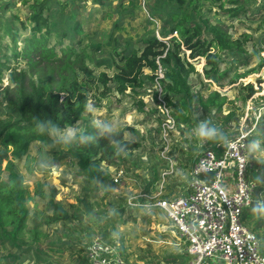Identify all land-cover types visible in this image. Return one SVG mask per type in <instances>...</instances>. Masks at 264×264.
<instances>
[{
    "label": "trees",
    "instance_id": "16d2710c",
    "mask_svg": "<svg viewBox=\"0 0 264 264\" xmlns=\"http://www.w3.org/2000/svg\"><path fill=\"white\" fill-rule=\"evenodd\" d=\"M75 1L33 0L27 23L17 17H10L0 24V89L6 74L9 81L8 86L0 91V247L8 245L19 248L26 243L23 234L30 218V209L25 180L16 169V161L28 157L33 143L48 141L52 133L72 127L81 120L87 111L89 93L95 84L105 90L101 92L102 97H106L109 84L115 85L119 93L128 89L139 93L137 90L146 89L148 84L155 87L160 66L164 74L159 79L163 89L162 97L172 108L182 137L173 146V150L179 153L185 165L187 161L192 162L200 152V136L187 137L192 127L197 125L194 102H197L199 111L221 114L227 101L226 96L218 90H210L207 96L196 94L190 82L191 75H198L199 83L210 89L211 83L222 88L228 76V71L221 68L222 57H241L240 39H233L219 19L212 23L209 18L206 4H220L219 9L222 10L221 3L224 0H153L148 21L154 24L150 18L155 19L157 16L163 22L159 37L156 32H151L136 41L121 42L113 39L109 45L112 47L115 72L111 76L105 72L95 75L89 66L91 54L83 30V9L73 5ZM93 1L104 4V0ZM120 1L131 4L136 0ZM250 1L228 0L230 7L224 10L223 15L231 21L240 18L255 20V15L264 12V6L251 11ZM3 6L8 10L14 4L5 2ZM62 13L72 23L71 34L54 28V16L59 17ZM262 22L264 24V20ZM18 26L24 31L29 29V34H20ZM69 35L74 42L64 46L63 41ZM55 36L57 42L51 45V39ZM5 39L13 46L11 52L9 44L2 46L1 41ZM18 43L21 44L20 48ZM259 45L263 47L264 44L260 42ZM200 59L205 60L202 73L196 70L194 64V61ZM19 60L24 61V65ZM11 61H15L16 66ZM263 61L260 66L264 64ZM146 69L149 73L145 72ZM257 70L259 67L236 74L230 81L236 83L238 79L246 78ZM202 75L207 82L203 81ZM241 87V101L244 104L259 92L252 83L241 84ZM154 95L158 101L155 89ZM140 105H143L142 102ZM241 116L243 111L238 116L230 111L222 120L226 123H239ZM126 130L135 132L133 128ZM158 132L160 134L159 128ZM259 141L264 147V110L246 138L249 146ZM210 147L220 151L221 144L216 139ZM138 148L139 143L127 139L124 130H102L97 126H87L85 131L76 134L66 143L65 154L78 166L77 173L89 183L105 184L110 180V174L103 168V163L107 167L122 168ZM173 150H170V155ZM258 167L260 173L256 178L258 185L254 188L253 202L246 208L243 217L251 224L261 246L264 243V161ZM152 170H156L154 166ZM42 187L37 186V197H45V194L38 191ZM54 196L52 192L47 202L48 211L51 212L42 214L41 220L45 225L71 221L69 210L56 202ZM94 222L100 226L99 219L95 218ZM108 234L105 231L103 237ZM5 258L17 259V255L9 254ZM184 258L181 253L168 255L164 260L177 262ZM83 259L87 260V257Z\"/></svg>",
    "mask_w": 264,
    "mask_h": 264
},
{
    "label": "rangeland",
    "instance_id": "374dc122",
    "mask_svg": "<svg viewBox=\"0 0 264 264\" xmlns=\"http://www.w3.org/2000/svg\"><path fill=\"white\" fill-rule=\"evenodd\" d=\"M5 2H13L14 6H10L7 10L3 6ZM227 2L228 0H224L221 3L222 10L219 9L220 4L216 6L208 3L206 7L212 23H216L219 19L233 39H240L241 57L238 59L222 57L221 68L228 71L222 88L211 83L210 89L199 83L198 75L192 74L190 77L196 94L207 96L210 90H218L227 98L221 114L199 111L197 102H194V118L197 120V125L192 127L187 137L199 138L198 129L201 124H206L207 128L215 130V135L212 137H200V151L211 148L210 144L216 139L223 148L229 140L241 133L249 134L264 110V64L260 66L264 59V45L263 47L259 45L260 42L264 44L262 22L264 12L255 15L256 19L253 21L247 18L231 21L223 15L224 10L230 7ZM250 3L251 11L264 6V0H251ZM32 4L33 0H0V24L5 23L10 17H17L27 23ZM73 5L81 6L83 9V30L87 35L86 44L91 54L89 66L95 75L105 72L111 76L115 72L110 41L113 39L121 42L136 41L145 34L159 33L163 27V22L157 16L156 20L150 18L154 24L148 21L153 0H136L131 4L122 3L120 0H104V4L93 0H77ZM53 20L56 31L61 30L71 34L72 23L64 13L59 17L55 15ZM27 26L31 28L30 24ZM17 28L20 34H29V29L24 31L19 26ZM1 42L2 46L9 44L8 39ZM56 42L55 36L51 39V45ZM72 42L74 41L69 35L64 39L63 44L68 46ZM12 47L9 44V52ZM18 47H21L20 43ZM19 62L21 65L25 63L21 60ZM11 63L16 66L15 61ZM194 64L196 70L202 73L205 60L194 61ZM258 67L259 70L246 78L231 83L230 80L234 75ZM145 72L149 73V70L146 69ZM202 79L207 82L203 75ZM248 83L254 84L259 92L244 104L241 101L240 88H242L241 84ZM8 84V74H6L2 88ZM102 91H105L102 86L95 84L89 93L87 111L81 120L72 127L52 133L48 141L33 143L28 157L16 161V169L24 177L27 188L30 218L23 234L25 244H21L19 248H11L8 245L0 247L2 264H87V260L83 258H86L87 249L96 238H101L107 243L119 242V252L124 264H163L166 256L183 254L185 246L180 239L179 231L162 209L146 207L137 209L131 208L126 203L129 196L140 187L144 189L147 184H150L148 189L151 193L156 194L161 186L162 173L171 170L169 163L162 158V142L158 132V105L154 87L148 84L146 89L137 90L139 93L131 89L119 93L115 85L109 84L106 97H102ZM140 102L143 105H140ZM230 111L235 112L236 116L241 115L243 111L239 123L234 121L226 123L222 120ZM87 126H97L102 130H124L127 139L139 143V148L131 154L129 161L122 167L125 175L119 183L112 184L118 168L107 167L105 163L102 166L109 172L110 180L105 184L89 183L77 173L78 166L65 154L66 143L76 134L85 131ZM126 128H133L135 132L132 133ZM170 137L171 150H173V146L182 137L178 129L171 133ZM246 145L248 157L244 178L247 182L258 185L256 182L260 173L258 164L264 161V147L260 145V141L252 146L246 142ZM179 156V153L173 150L174 174L166 176L164 191L166 196L167 194H172L174 197L181 196L188 190L193 160L185 162L187 167H184ZM135 162L139 167L134 165ZM152 166L156 170L153 171ZM4 177L6 178V174ZM237 180L236 169L229 170L224 175L223 182L229 195L236 190ZM40 185L43 187L38 191L45 194L44 198L35 195L37 186ZM52 192L55 194L54 200L69 210L71 221L53 225L42 223V214L51 212L48 211L47 202ZM95 218L99 219L100 226L94 222ZM243 222L252 229L251 224L247 223L244 217ZM105 231L109 234L103 237ZM261 250L264 253L263 242L260 246ZM9 254L17 255V259H6ZM215 262L217 263V260ZM208 264L214 263L208 260Z\"/></svg>",
    "mask_w": 264,
    "mask_h": 264
},
{
    "label": "built area",
    "instance_id": "2783aa9c",
    "mask_svg": "<svg viewBox=\"0 0 264 264\" xmlns=\"http://www.w3.org/2000/svg\"><path fill=\"white\" fill-rule=\"evenodd\" d=\"M163 77L159 66L154 87L158 99V128L162 158L169 163L171 170L162 173L161 186L156 194L151 193L147 184L126 199L127 205L137 209H162L178 229L185 246V258L164 264H208V260L214 264H264L257 235L243 222L244 210L252 204L256 186L244 178L248 157L247 133L229 140L220 151L202 149L192 162L187 192L177 197L164 194L166 176L174 174L170 136L177 130V124L172 108L162 97L159 79ZM233 169L237 170L238 180L236 190L229 195L223 177ZM124 175L123 168H118L113 181L119 183ZM86 257L87 264H124L119 242L107 243L101 238L90 243Z\"/></svg>",
    "mask_w": 264,
    "mask_h": 264
},
{
    "label": "clouds",
    "instance_id": "9594fccd",
    "mask_svg": "<svg viewBox=\"0 0 264 264\" xmlns=\"http://www.w3.org/2000/svg\"><path fill=\"white\" fill-rule=\"evenodd\" d=\"M69 135H71V133H69ZM198 135L200 137H212L215 135V130L207 128L206 124H201L198 129Z\"/></svg>",
    "mask_w": 264,
    "mask_h": 264
}]
</instances>
